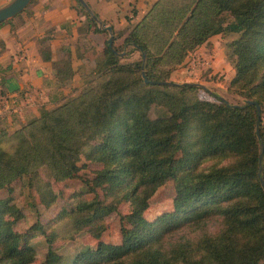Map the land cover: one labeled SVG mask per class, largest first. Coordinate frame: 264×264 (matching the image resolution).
I'll return each mask as SVG.
<instances>
[{"label": "trees", "instance_id": "obj_1", "mask_svg": "<svg viewBox=\"0 0 264 264\" xmlns=\"http://www.w3.org/2000/svg\"><path fill=\"white\" fill-rule=\"evenodd\" d=\"M75 1L84 16L82 41L93 46L88 33L105 34L92 69L104 77L11 131L0 128V189L7 191L0 196V264L30 263L34 251L27 243L35 234L47 242L41 264H264V0H154L119 43L113 31L112 49L107 31ZM216 33L235 34L224 48L234 70L227 89L241 103L210 91L214 98H204L201 85L168 77L189 49ZM125 44L138 51L135 63L118 60ZM41 53L49 59L47 48ZM51 66L54 74L66 73L69 56L51 59ZM93 153L101 166L92 178L110 183L101 198L94 196L89 208L86 202L62 208L23 232L12 228L21 211L11 199V181L23 179L47 206L55 193L39 180L38 168L46 166L55 181L72 178L84 164H77L80 156ZM168 180L171 208L139 223ZM120 201L131 218L120 226V241L99 239L62 262L52 224L66 217L74 230L97 237ZM210 220L217 224L213 230L206 228ZM187 227L197 234L171 237Z\"/></svg>", "mask_w": 264, "mask_h": 264}, {"label": "rangeland", "instance_id": "obj_2", "mask_svg": "<svg viewBox=\"0 0 264 264\" xmlns=\"http://www.w3.org/2000/svg\"><path fill=\"white\" fill-rule=\"evenodd\" d=\"M7 1L9 0H0V5H3ZM36 1L38 0H30L23 10L13 16L14 21L19 22L21 14L27 12ZM70 1V5L72 7H78L75 0ZM77 12L80 16L81 25L79 26V29H82V33L80 32V34L78 33L75 36H72L71 34L68 37L65 36L64 38H67L59 41L53 54V59H60L68 55L71 67L70 70L63 74H54L52 69L53 76L55 77V88L53 89L54 93L60 91L64 93L63 95L75 94L86 84L94 83L104 77L103 75H95L92 69L95 66L96 59L100 57V49L103 47L105 34L102 32L100 37L95 34L96 36L94 38L92 37V34L95 32L88 33V37H90L93 41V46H90L89 43L84 40L82 41V36L86 34L83 20H81V17L84 16L81 13L82 11ZM128 28L129 27H122L114 31L116 34V43L121 41L123 31ZM107 36L108 34L106 33V37ZM234 36V33H229L226 36H220L218 33L208 36L205 41L195 45L186 52L181 61L170 72L168 76L169 79L174 82L192 81L201 85L203 88L198 91L199 95L204 98H214L213 95L208 93V91H210L225 99L227 102L241 103V97L227 89L228 81L233 75L234 70L231 66V62L225 56L224 48L226 40ZM210 39L217 45L214 50L209 49L210 46L207 45L210 43ZM82 42L87 46L83 47ZM201 45H203V47H201ZM45 48H47L46 45L42 46V49ZM120 48V52L123 53L122 55L118 54L119 61L135 63L139 59L138 51L131 48L130 44H125ZM126 49L128 52L125 55ZM77 53L81 55H77ZM60 92L57 95L54 94L57 100L54 101V103H50V106L46 105L44 102H37L36 104V100L44 98L43 93L39 89H26L23 95L25 96V100L28 102L32 103V101H35L30 107L34 106L33 108L38 113L39 109L42 107L51 108L61 102L63 97ZM155 110L156 109L152 107L150 109V115H153ZM12 111V108H10L9 112H5L6 114H2L1 112L0 116H9L13 113ZM29 119L26 118L24 122ZM19 124L20 123L17 125ZM12 129L7 131H11ZM2 144L6 148L9 146L8 141L3 142ZM80 163L84 164L77 170V175L75 177L60 181L53 180L46 166L42 165L38 168L39 180L48 181L51 189L55 193L53 202L47 206L40 202L34 191H32V193L28 192L23 179L16 178L11 181V199L21 211V216L12 223V228L16 232H23L35 220H38L41 223L51 220L62 208L69 209L81 204L82 202H86L85 205L89 208L92 205V199L94 196L99 198L103 196L107 185L110 183L108 181H97L96 183V181L92 178L94 176V170L101 166V162L97 160V154L93 153L90 159H84L83 156H80L77 164ZM6 194V189L1 188L0 196H4ZM173 194V181L168 180L163 185L159 186L152 195L148 206L143 210L140 217L137 219L138 222L145 224L162 211L169 210L172 206ZM128 209L127 202L120 201L117 204V211H111L104 216V226L97 237L91 235L84 228L74 230L71 227L69 218L65 217L55 221L51 226L54 232L53 245L56 252L61 256L60 260L64 263L69 262L77 250L82 247L93 248L96 241L99 239L108 242H119L120 226L122 224L127 226L131 221V218L128 217ZM216 225V221L210 220L207 222L206 228L207 230H213ZM197 232V229L187 227L175 231L172 233L171 237L178 238L183 235L184 237H190L197 234ZM27 245H29L34 251V258L28 264H41L47 248V242L44 236L41 234H35L29 239ZM23 246L24 243L22 241H18V248L21 249Z\"/></svg>", "mask_w": 264, "mask_h": 264}, {"label": "crops", "instance_id": "obj_3", "mask_svg": "<svg viewBox=\"0 0 264 264\" xmlns=\"http://www.w3.org/2000/svg\"><path fill=\"white\" fill-rule=\"evenodd\" d=\"M85 1L99 19L116 31L139 20L154 0ZM70 2L38 0L24 15L21 14L19 22L12 17L10 22L0 23V92L6 96V104L13 110L9 116H0V128L10 130L37 113L34 106L30 107L35 101L31 103L25 100L23 93L26 89H39L43 93L44 98L36 100V104L44 102L50 106L57 100L55 95L60 91H53L55 77L51 59L59 41L70 34L75 36L82 33V29H79L80 16ZM95 34L100 37L102 33L95 32L92 37L95 38ZM209 42V49L214 50L216 43L211 39ZM44 45L47 46L49 59L42 56ZM1 110L2 114H6L3 106H0Z\"/></svg>", "mask_w": 264, "mask_h": 264}, {"label": "water", "instance_id": "obj_4", "mask_svg": "<svg viewBox=\"0 0 264 264\" xmlns=\"http://www.w3.org/2000/svg\"><path fill=\"white\" fill-rule=\"evenodd\" d=\"M30 0H9L3 5H0V22L3 20H7L11 17H13L15 14L20 12L24 9V7L28 4ZM80 5L84 8V10L87 12V14L96 22L97 27L101 30L107 31V46L112 49V29L109 24H105L101 19L98 18V16L94 13V11L90 8V6L87 4L85 0H77ZM123 52L117 53L119 55H122ZM143 79L146 81V78L144 74L142 73ZM160 82H166V81H160ZM247 103H253L256 107V111L259 110V106L254 100H247ZM257 131V129H255Z\"/></svg>", "mask_w": 264, "mask_h": 264}, {"label": "built area", "instance_id": "obj_5", "mask_svg": "<svg viewBox=\"0 0 264 264\" xmlns=\"http://www.w3.org/2000/svg\"><path fill=\"white\" fill-rule=\"evenodd\" d=\"M0 106L4 107V112H7V111L9 112L10 106L8 104H6V96L1 92H0ZM1 112H2V110L0 111V113Z\"/></svg>", "mask_w": 264, "mask_h": 264}]
</instances>
